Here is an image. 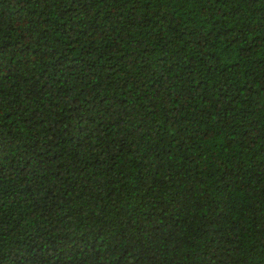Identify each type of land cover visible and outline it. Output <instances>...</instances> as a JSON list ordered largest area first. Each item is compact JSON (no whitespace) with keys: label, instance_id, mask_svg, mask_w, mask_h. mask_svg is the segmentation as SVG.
Wrapping results in <instances>:
<instances>
[{"label":"trees","instance_id":"16d2710c","mask_svg":"<svg viewBox=\"0 0 264 264\" xmlns=\"http://www.w3.org/2000/svg\"><path fill=\"white\" fill-rule=\"evenodd\" d=\"M0 264H264V0H0Z\"/></svg>","mask_w":264,"mask_h":264}]
</instances>
